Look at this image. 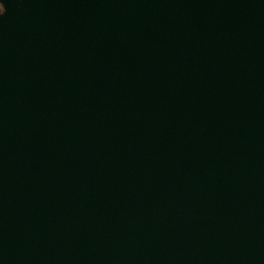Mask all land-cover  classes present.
<instances>
[{
  "label": "water",
  "instance_id": "water-1",
  "mask_svg": "<svg viewBox=\"0 0 264 264\" xmlns=\"http://www.w3.org/2000/svg\"><path fill=\"white\" fill-rule=\"evenodd\" d=\"M0 5V264H264V0Z\"/></svg>",
  "mask_w": 264,
  "mask_h": 264
},
{
  "label": "trees",
  "instance_id": "trees-1",
  "mask_svg": "<svg viewBox=\"0 0 264 264\" xmlns=\"http://www.w3.org/2000/svg\"><path fill=\"white\" fill-rule=\"evenodd\" d=\"M2 11V7H1V5H0V12Z\"/></svg>",
  "mask_w": 264,
  "mask_h": 264
}]
</instances>
